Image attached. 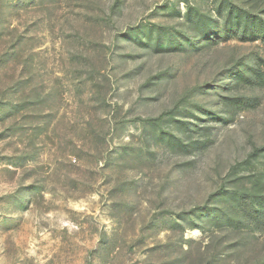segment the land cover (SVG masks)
<instances>
[{
    "label": "rangeland",
    "instance_id": "obj_1",
    "mask_svg": "<svg viewBox=\"0 0 264 264\" xmlns=\"http://www.w3.org/2000/svg\"><path fill=\"white\" fill-rule=\"evenodd\" d=\"M0 264H264V0H0Z\"/></svg>",
    "mask_w": 264,
    "mask_h": 264
},
{
    "label": "trees",
    "instance_id": "obj_2",
    "mask_svg": "<svg viewBox=\"0 0 264 264\" xmlns=\"http://www.w3.org/2000/svg\"><path fill=\"white\" fill-rule=\"evenodd\" d=\"M257 76H258V73H257Z\"/></svg>",
    "mask_w": 264,
    "mask_h": 264
}]
</instances>
